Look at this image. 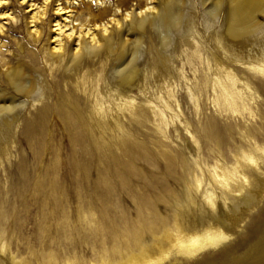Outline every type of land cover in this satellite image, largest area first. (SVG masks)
Wrapping results in <instances>:
<instances>
[{"label": "bare ground", "instance_id": "1", "mask_svg": "<svg viewBox=\"0 0 264 264\" xmlns=\"http://www.w3.org/2000/svg\"><path fill=\"white\" fill-rule=\"evenodd\" d=\"M48 1L41 0L39 4L33 0L19 2L27 7L25 25L29 39L36 45L44 35L42 23L47 16ZM54 1L52 10L55 16L49 20L48 33L39 49L41 55L35 52L29 60V66L20 63L9 65V60L3 58L4 51L0 44V74L10 91L25 95L27 101L16 103L8 95L6 100L4 95L0 97V166H3L1 163L6 157L9 165H12L11 147L17 146L14 144L17 141L15 136L19 137L21 143L25 140L34 149L37 141L48 137V126L51 124L55 127L52 129L55 135L60 130L61 137L66 134L73 143L83 139L93 142L97 149L99 178L102 179L101 183H105L101 173L112 166L124 165L114 153V147L120 146L122 150L137 155L140 152L139 145L129 144L128 140H136L140 126L169 120L173 122L175 108L178 109L180 104L174 99L171 89L177 79L186 78L184 72H179L173 65L172 54L177 49L176 56H180L182 64L190 62L193 57L200 58L198 63L202 64L201 71L197 74L195 71L198 69L194 68L193 72L195 89L198 87L203 91L211 88L214 100L228 101L233 110L240 112L236 114V120L228 125H222L218 117L213 115L202 117L199 124L207 152L220 156L207 166L211 189L204 192V201L215 209L222 200L230 210L222 216H213L214 222L201 215V222L194 219V223L191 220L186 222L181 212H177L174 214V226L170 227L166 224L164 214L153 205L148 195L141 193L139 203L144 214L141 212L138 216L139 225L115 233L119 246L112 245V250L105 252L99 264H157L171 246L179 254L193 256L210 245L221 243L228 236L223 228L234 224L236 212L240 208L228 203L221 189L241 194L250 178L259 180V158L264 156V144L259 141V138L264 137V104L257 102V96L251 92L254 88L251 82L240 77L236 80L234 71L222 59L240 62L242 66L264 76V24L257 22L254 16L262 7L261 1L208 0L209 7L204 11L202 20L205 30L212 27L213 30L203 42L200 40L205 47V50L202 49L204 57H200L201 52L195 44L184 39L189 35L193 22V17H184L183 8L187 0H160L158 7L147 4L142 8L126 9L121 18L115 17L119 11L116 5L109 7L105 0H95L102 5L100 13L110 14L107 20L100 17L93 23L89 22L92 16L89 0H62L66 5H62L59 0ZM205 2L207 0H201L202 5ZM5 3L6 0H0V5ZM76 4L78 7L84 5L87 9L75 15ZM143 13L144 16L135 18ZM128 17H132L131 22L123 24ZM0 18L12 23V31L21 27L17 16L9 10L1 11ZM4 23L0 22L1 35L4 34ZM146 27L153 34L156 33L155 38L149 36L144 39L139 36L130 42L120 38L115 47L109 36L115 28H118L117 36L121 37L128 35L134 28ZM174 32L184 36L181 42L172 40ZM172 46L173 51H170L172 49L169 47ZM142 54L147 59L143 68H139L137 62ZM33 68L39 71L38 74ZM44 68L45 78L40 73ZM138 79L140 81L136 82ZM134 86L139 92L137 101L132 93ZM171 97L174 105L170 103ZM246 99H250L252 104L247 106L244 103ZM22 107L25 114L18 116ZM245 110L249 114L252 111L250 117L246 116ZM184 123L187 131L191 132L188 122ZM231 124L236 128V143L232 149L227 147L232 157L231 161L225 158V162H230L227 166L220 159L225 157V138H232ZM200 134L196 132L197 136ZM37 146L35 156L43 153L42 147ZM23 154L19 153L22 159L25 157ZM175 160V156H167L169 168ZM18 161L21 162L20 157ZM183 161L181 159L180 164ZM86 165L85 162L83 166ZM114 171L120 172L117 168ZM194 177L193 185L198 188L201 176L196 174ZM254 189L247 193L250 198ZM139 226L147 228L154 236L162 233L161 237L168 244L163 242L165 248L155 242L153 248L143 245ZM112 254H116L117 258H112Z\"/></svg>", "mask_w": 264, "mask_h": 264}, {"label": "rangeland", "instance_id": "2", "mask_svg": "<svg viewBox=\"0 0 264 264\" xmlns=\"http://www.w3.org/2000/svg\"><path fill=\"white\" fill-rule=\"evenodd\" d=\"M33 1L38 4L41 2ZM89 1L92 14L89 22L93 23L101 18L107 20L110 13H100L99 8L102 5L97 4L95 0ZM159 1L105 0L107 6L116 5L119 8L115 14V17L119 18L126 9L142 8L147 4L158 7ZM260 1L262 7L254 16L257 22L264 24V0ZM19 2L20 0H6L5 4L0 5V12L11 11L19 19L18 24H21L19 30L12 31V23L8 19L0 18V22H6L4 34H0V44L2 52L4 51L3 58L9 60V65L20 63L29 66V60L35 52L41 55L39 49L48 33L49 20L55 16L52 10L55 1H48L47 16L42 23L44 35L37 45L29 39L27 33L24 19L27 7ZM209 3L207 0L202 5L201 0H187L183 8L184 17H193L189 35L186 34L184 39L198 47L200 57L205 56L202 42L213 30V27L205 30L202 20ZM62 5H66L65 2H62ZM75 7V15L87 9L84 5L78 7L76 4ZM144 15L143 13L135 18ZM131 20L132 17H128L122 23H130ZM117 32L118 28H115V31L109 34L115 47L120 38L130 42L139 36L144 39L156 36L149 27L134 28L128 35L121 37L117 36ZM183 37L174 32L172 40L178 43ZM198 44L202 47L197 46ZM173 46L169 47L172 50H167L173 51ZM176 50L172 54L173 65L179 72H184L186 78L185 81L183 77L177 79L171 89L174 99L180 104L178 109L175 108L176 116L173 117V122L169 120L156 125L146 123L140 126V134L135 137L136 140H128L129 144L139 145L140 152L137 155L122 150L120 146L114 147V153L124 165L112 166L101 173L105 183H101L102 179L99 178L97 149L90 139L73 143L66 134L62 138L59 129L55 135L52 130L55 127L51 124L48 126V137L37 141L34 149L29 147L25 140L21 143L19 137L15 136L17 141L14 144L17 146L11 147L12 165H9L6 157L2 160L3 166H0V264H99L105 252L112 250V245L119 246L115 233L119 234L129 227L139 225L138 216L140 217L141 212L144 214L139 203L141 193L148 195L153 205L164 214L166 224L170 227L174 226V214L177 212H181L186 222L191 220L194 223V219L201 222V215L214 222L212 218L222 216L230 210L222 200L217 203L215 209L204 201V192L211 189L208 184L207 166L212 164L214 158L220 156L215 157L207 152L199 124L202 117L213 115L218 117L222 125H228L236 120V114L239 115L240 112L233 110L228 101L214 100L211 88H205L203 91L198 87L195 89L193 72L194 68L198 69L195 71L197 74L201 71L202 64L198 63L200 58L193 57L190 61L192 63L182 64L180 56H176ZM146 59L145 54L140 56L137 62L139 68H143ZM222 61L232 68L236 80L240 77L251 82L254 86L251 92L257 96V102L264 104V76L242 66L240 62H231L226 58ZM45 70L46 68L40 73L44 75ZM33 71L37 74L39 72L35 68ZM138 81L140 79L136 82ZM132 93L136 96V101L139 100V92L135 86ZM2 95L4 100L8 95L16 103L27 102L25 95L10 91L0 74V97ZM171 100L170 103L174 105L173 97ZM249 100L244 102L247 106L252 104ZM234 103L236 107V99ZM244 113L250 117L252 111L249 114V111L245 110ZM24 114L22 107L18 116ZM184 122H188L191 132L187 131ZM231 127L232 138H225V157L220 159V162L227 166L230 162H225V158H232L227 147L232 149L236 143V128L232 124ZM194 131L200 135L197 136ZM259 141L264 144V137L259 138ZM36 146L42 147L43 152L36 155L37 157L34 153ZM19 153H24V159ZM167 156L177 158L170 168ZM19 157L21 162L18 161ZM181 159L184 161L180 164ZM85 162L87 165L84 167ZM258 165L257 174L261 182L250 178L241 194L221 189L228 203L240 207L236 212L234 224L223 228L228 235L225 240L217 245H210L193 256L179 254L171 246L157 264H264V156L259 158ZM116 168L119 173L114 171ZM196 174L201 176L198 188L193 185ZM252 188L255 189L250 198L247 193ZM193 211L195 214H192ZM139 231L143 245L153 248L155 242L165 248V244H168L167 240L164 241L161 237L162 233L154 236L142 226H139ZM115 257L117 258V255L112 254V258Z\"/></svg>", "mask_w": 264, "mask_h": 264}]
</instances>
